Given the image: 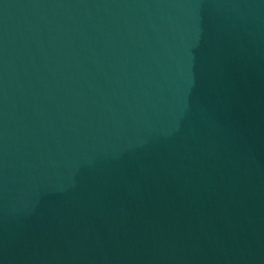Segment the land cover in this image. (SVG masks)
Here are the masks:
<instances>
[{
    "label": "water",
    "instance_id": "95a60500",
    "mask_svg": "<svg viewBox=\"0 0 264 264\" xmlns=\"http://www.w3.org/2000/svg\"><path fill=\"white\" fill-rule=\"evenodd\" d=\"M0 264H264V0H0Z\"/></svg>",
    "mask_w": 264,
    "mask_h": 264
}]
</instances>
